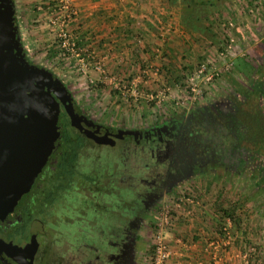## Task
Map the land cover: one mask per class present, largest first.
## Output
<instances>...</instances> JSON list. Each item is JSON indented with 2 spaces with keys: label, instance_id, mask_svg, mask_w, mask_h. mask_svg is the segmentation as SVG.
Returning <instances> with one entry per match:
<instances>
[{
  "label": "crops",
  "instance_id": "obj_1",
  "mask_svg": "<svg viewBox=\"0 0 264 264\" xmlns=\"http://www.w3.org/2000/svg\"><path fill=\"white\" fill-rule=\"evenodd\" d=\"M17 3L22 10L20 29L46 45L55 58L61 56L57 33L68 11L56 0ZM73 4L77 13L66 27L77 39L79 55L61 58L65 79H154L151 70L148 74L143 70L154 64L159 70L181 67L180 63L190 66L197 56L216 50L212 57L217 59L226 37L232 35L234 67L222 74L220 84L229 79L236 93L249 99L248 105L264 99V0H212L210 13L201 18L209 29L205 33L183 21L185 12L199 6L191 0H74ZM97 60L103 62L104 73L94 67ZM252 211L232 210L240 213L234 222H221L224 210L215 208L182 211L185 221L174 224L176 232L169 238L175 264H264V223L253 222ZM252 244L257 251L249 253Z\"/></svg>",
  "mask_w": 264,
  "mask_h": 264
},
{
  "label": "flooded vegetation",
  "instance_id": "obj_2",
  "mask_svg": "<svg viewBox=\"0 0 264 264\" xmlns=\"http://www.w3.org/2000/svg\"><path fill=\"white\" fill-rule=\"evenodd\" d=\"M248 104L249 99L235 91L234 95L226 93L218 99L172 111L144 126L118 128L90 118L74 98L77 112L83 115V125L98 136L108 133L109 143H97L80 129L73 127L96 144L117 147L121 143L123 166L132 158L129 167H126V175L127 184L136 200L135 203L128 204L126 210L130 214L124 222L115 223L108 231L103 229L97 233L95 230H88L84 232L85 235L75 236L60 256L51 251H43L46 234L40 233L38 226H35L33 231L38 232L39 247L34 264H142L139 243L144 241L141 234L143 222L147 213L153 211L167 195L193 179L240 172L246 167L250 174H255L254 178L258 182L256 170L261 169L262 165L264 168V160L257 158L255 162V156L258 155L256 149L259 147L264 151V141L254 136L250 121L259 111H256L253 104ZM67 117L69 118L68 115ZM260 123V130L263 131L264 125ZM58 152L59 147L53 152L47 167ZM45 174L44 171L39 184L44 181ZM18 214L17 206L8 217L9 224ZM31 231L30 228L26 239H6L2 233L0 236L20 244L30 240ZM57 250L56 248V252ZM60 251L63 252L62 249ZM49 254L51 261L48 259ZM0 262L17 264L1 254Z\"/></svg>",
  "mask_w": 264,
  "mask_h": 264
},
{
  "label": "rangeland",
  "instance_id": "obj_3",
  "mask_svg": "<svg viewBox=\"0 0 264 264\" xmlns=\"http://www.w3.org/2000/svg\"><path fill=\"white\" fill-rule=\"evenodd\" d=\"M14 1L17 20L20 26L22 10L20 6H18L17 0ZM23 32L24 31L20 29L19 35L27 58L35 65L45 67L52 71L55 76H58L67 86L73 98L76 99L81 110L90 118L106 125L118 128L144 126L152 123L158 118L169 115L172 111L188 109L190 105L195 103L198 104L210 99H218L221 95H226V93L232 95L235 93L236 88L229 79H226L224 85L220 84L221 79L219 78L224 72H227L224 71L213 85L209 84L205 88L202 98L192 101L185 99L186 92L184 89L187 83L186 74L201 59L206 56L212 57L216 55L217 50L214 52L209 50L211 55L201 54L197 56V58L194 59L195 61H193L194 63H190V66L180 63L181 67L176 66L177 68L160 69L159 74H168V79L135 80L118 79L116 77L114 79H105L107 82L102 79H65L64 74L66 72L63 73V68L61 67L63 63L61 58L63 56L56 55L55 58V54L53 56L46 45L44 47L39 45L38 41L34 39V36L31 37L28 33ZM208 48H210V45ZM183 61L184 60H182V62ZM154 66L157 67V64H154ZM144 73L148 74L147 72ZM229 87H231L230 90L228 89ZM247 89L249 88L247 87ZM135 90L139 92L138 96H134ZM150 95H153V97ZM253 105L259 113L257 115L255 114L250 121L254 123H251L254 136L258 138L262 135V133H260V135L258 134L261 127L260 122L264 119V99L260 98L256 100ZM255 130H257L258 133ZM259 140H264V137L262 139L259 138ZM121 149V143L118 144L117 147L103 145L100 148L99 159L100 161L102 160L101 163L104 162L109 164L108 169L110 171L113 168L112 165L115 156L118 155L119 157ZM256 150L258 151V155L255 156V162L257 158H261V161L262 158L264 160V151L259 149V147ZM131 162L132 158H130L125 167L128 168ZM87 164L88 162L85 165ZM248 170V167H246L240 172H229L228 174H221L218 176L208 175L199 179H193L189 183L179 187L175 192L167 195L153 211L147 213L148 216L145 222H143L141 234L144 241L143 243H139L142 264H150L154 252V243L159 233H162L169 240L176 228L174 224L185 221L184 217L186 216L182 211L187 208L195 206L207 209L215 208L220 211L230 209L231 212L232 210L243 212L245 209H251V211L253 210L251 216L254 214L252 221L262 225V223H264V188H259L257 179L254 178L255 174H250ZM125 179L127 183V176ZM121 191V189L120 191L118 190V193ZM83 206L88 208V214L91 213L92 210L102 207L101 204L95 208L89 204ZM231 212L230 214H224L222 212L219 217L221 222L225 220H231L232 222L239 220L238 217L240 213ZM60 213L65 219L61 220L59 216L57 218L55 215L54 222L46 225L47 229L45 230L49 232L50 236L46 235L51 238L54 234L53 230L61 229L63 232L65 230L69 232L72 240L79 231V227L76 225L79 220H74L75 216L70 209L61 210ZM74 222L76 223L73 224ZM221 226L223 228L225 226L227 227V230L224 229L225 233L229 232L226 223H222ZM73 229L75 231H71ZM252 247L255 248L252 253L256 252V244H252L250 248ZM48 259L49 261L52 260L50 254ZM0 264L2 263L0 262Z\"/></svg>",
  "mask_w": 264,
  "mask_h": 264
},
{
  "label": "water",
  "instance_id": "obj_4",
  "mask_svg": "<svg viewBox=\"0 0 264 264\" xmlns=\"http://www.w3.org/2000/svg\"><path fill=\"white\" fill-rule=\"evenodd\" d=\"M14 13L13 0H0V223L8 224L9 215L40 182L57 149L64 113L88 137L109 143L108 133L98 136L83 125V115L77 112L64 82L28 61L14 28ZM35 226L50 236L43 222L35 219L29 241L18 244L0 236V254L17 264H34L39 247Z\"/></svg>",
  "mask_w": 264,
  "mask_h": 264
},
{
  "label": "trees",
  "instance_id": "obj_5",
  "mask_svg": "<svg viewBox=\"0 0 264 264\" xmlns=\"http://www.w3.org/2000/svg\"><path fill=\"white\" fill-rule=\"evenodd\" d=\"M191 1L199 6L185 12L183 21L198 32L205 33L209 29L201 22V18L210 13L212 0ZM13 5L15 7L14 0ZM14 28L16 33L20 34L16 10ZM262 123L264 125V119ZM260 133L262 135L259 137L263 138L262 129H259L258 135ZM102 146L92 142L74 128L67 114L64 113L63 131L58 144L59 152L54 159H51L45 170L44 181L40 184L37 182L32 190L23 196L18 204V217L9 225L0 224V233L6 239H26L29 237V229L35 219L42 221L45 228L47 224L54 222L55 215L64 220L65 217L60 213L64 209H70L75 216L74 220H79L73 223L79 227L76 237L85 235L84 232L88 230H95L97 233L103 229L108 231L115 223L124 222L130 214L126 210L128 204L135 203L136 196L125 181L128 172L121 164L123 156H115L113 168L110 171L109 164L101 163L102 160L99 159V150ZM87 162L88 164L85 165ZM256 173L259 176L258 184L264 188L263 165L261 169L256 170ZM120 189L122 191L118 193ZM86 204L94 208L101 204L102 207L88 214V208L83 206ZM224 214H230L228 209L224 210ZM65 231L53 230L54 234L51 238L46 235L43 251L54 252L56 256L62 255L71 241L70 233ZM61 249L63 252L60 251Z\"/></svg>",
  "mask_w": 264,
  "mask_h": 264
},
{
  "label": "built area",
  "instance_id": "obj_6",
  "mask_svg": "<svg viewBox=\"0 0 264 264\" xmlns=\"http://www.w3.org/2000/svg\"><path fill=\"white\" fill-rule=\"evenodd\" d=\"M60 3L64 10L68 11V14L62 20V28L57 33L59 45L61 47V56L68 58L73 53L79 55V47L76 37L67 29L66 25L73 16L77 13V9L74 6V0H56ZM236 39L234 36L229 35L225 39L223 48L219 51L218 58L206 56L197 62L193 68L187 73V83L185 85V99L198 100L203 97L205 88L210 84L213 85L216 79L224 71H230L234 66V61L231 60V56L235 51ZM217 60L223 61L221 64ZM94 67L101 72H104V64L101 60L94 61ZM86 71L85 65L81 69ZM151 70L155 74L154 79H160L159 67L151 66L143 70V72H150ZM139 92L134 91V96H138ZM153 97V95H150ZM227 230V227H224ZM228 234V233H227ZM255 250L254 247L250 248L251 253ZM174 250L170 241L162 234L156 237L154 243V252L151 258L150 264H175L174 262Z\"/></svg>",
  "mask_w": 264,
  "mask_h": 264
}]
</instances>
